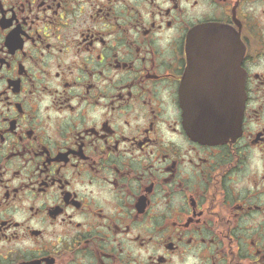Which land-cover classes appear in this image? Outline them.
I'll list each match as a JSON object with an SVG mask.
<instances>
[{"label": "flooded vegetation", "instance_id": "1", "mask_svg": "<svg viewBox=\"0 0 264 264\" xmlns=\"http://www.w3.org/2000/svg\"><path fill=\"white\" fill-rule=\"evenodd\" d=\"M0 264H264V0H0Z\"/></svg>", "mask_w": 264, "mask_h": 264}, {"label": "water", "instance_id": "2", "mask_svg": "<svg viewBox=\"0 0 264 264\" xmlns=\"http://www.w3.org/2000/svg\"><path fill=\"white\" fill-rule=\"evenodd\" d=\"M235 95L237 104L231 109V114L227 113L226 108L216 107L206 109L202 117L198 119L199 128L192 127L190 134L198 138L209 137L213 140H221L232 133L238 134L241 129L246 98L243 82L241 90L237 91ZM238 101L240 102V106L238 105ZM207 111L208 113H206ZM204 117H206L205 120L203 119Z\"/></svg>", "mask_w": 264, "mask_h": 264}]
</instances>
